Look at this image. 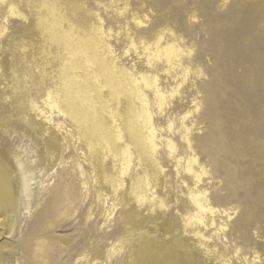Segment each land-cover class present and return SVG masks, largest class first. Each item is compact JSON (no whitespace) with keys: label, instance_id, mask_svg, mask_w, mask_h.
Here are the masks:
<instances>
[{"label":"bare ground","instance_id":"obj_1","mask_svg":"<svg viewBox=\"0 0 264 264\" xmlns=\"http://www.w3.org/2000/svg\"><path fill=\"white\" fill-rule=\"evenodd\" d=\"M178 1L140 0L139 11L131 14L130 0H125L124 7L117 10L121 15L131 14L129 23L132 26H125L124 32L131 41L126 53L134 49L139 58L134 72L118 66L114 48L107 41L112 35L111 29L106 35L103 24H91L93 35L79 38L74 32V23L66 20L57 4L49 3V0H44L43 5L51 11V18L39 19L33 29L25 24L16 28V33L25 36H31L35 30L40 41H44L40 43V55L33 57L27 52L24 39H14L10 44L9 59L3 61V78L7 83L4 88L6 99L0 102V110L8 98L11 107L9 112L0 114V131H15L27 136L41 153V167L49 169L52 163V168L56 166L57 162H52V158L58 159L65 138L50 129L47 124L52 121L51 114L47 116L39 106V99L47 95L43 102L52 112L64 115L75 126V129L66 130L71 141L78 147L86 143L83 157L93 166L89 182L94 186L97 182L110 185L111 207L106 205L107 193L98 194L105 216L115 212L122 201L123 190L129 189L134 214L125 218L126 237L108 249L101 250L100 244L87 247L92 257L88 264H215V261L222 264L227 261L224 258L226 249L208 244L207 240L213 236H207L204 230L216 223L214 215L218 209L212 206L207 189L200 185L208 169L199 162L197 153H190L195 150L192 145L194 128L188 126L186 120L199 113L201 103L196 100L194 108L181 117V130L175 129V117L168 118L167 127H160L156 113L163 115L169 106L176 107L173 99L187 80L189 69L196 65V69H204L196 43L203 46L207 42L205 52L216 58L219 63L216 69H232L234 63L244 64L247 69L249 66L250 69L262 68L264 0H257L253 5L248 0ZM220 1L217 10L216 3ZM116 2L111 0V5H117ZM9 12L25 18L13 6ZM185 13L190 22L184 21ZM65 23L69 24L67 29ZM133 34L139 38V44ZM54 45L59 48L60 69L53 68L51 61ZM177 69L183 70L182 83L165 93L160 87L159 71L170 81L175 79ZM139 70L140 76H134ZM200 75H203L202 70ZM49 79L54 81L55 88L51 89ZM257 80L264 92L261 71ZM151 91L155 96L153 101L149 98ZM262 97L261 101H264ZM124 101L128 104L127 113ZM214 110L217 112L216 108ZM225 112L221 120H215L221 121L222 131L204 142H213L217 151L231 146L238 156L253 155L264 173L262 128L257 132L251 127L252 115L244 117L242 125L239 124L235 109L229 105L225 106ZM41 113L45 120L38 119ZM58 128H65L64 124L58 123ZM164 131L179 132L184 143L180 151L173 138L164 137ZM164 154L173 162L170 171L164 167ZM10 155L7 148L0 147V239L6 237L7 242L18 232L23 209L27 210L22 205L23 195L31 199L30 185L34 179L23 159L18 157L13 165ZM215 159L218 160L216 155ZM109 160H112L111 170L106 167ZM251 174L231 166L225 168L227 181L233 185L232 195L244 188L255 199L264 196L263 192H256L264 182L252 184L249 181ZM127 180L131 183L130 188L126 186L129 185ZM60 204V201L54 203L55 212ZM174 204L178 210L172 214L167 231H159L155 224L158 233H140L141 228H146L141 226V220L150 224ZM227 227V222L217 224L215 233L227 237ZM189 233L194 239L191 245L185 240ZM87 248L84 247V252ZM13 251L10 248L7 254L0 252V264H12Z\"/></svg>","mask_w":264,"mask_h":264},{"label":"rangeland","instance_id":"obj_2","mask_svg":"<svg viewBox=\"0 0 264 264\" xmlns=\"http://www.w3.org/2000/svg\"><path fill=\"white\" fill-rule=\"evenodd\" d=\"M43 1H0V102L2 103L6 99L4 88L7 83V80L3 78V74H5L2 70L5 69L3 61L9 59L10 44L14 39H24L27 52L33 57L40 55V43L44 41H40L35 30L31 36H25L16 33V28L20 24H25L33 29L39 19L51 18L52 13L43 5ZM49 1V3H56L58 10L66 20L74 23V32L79 38L93 35V32L90 31L91 24L98 26L103 24L106 35L110 33L111 29L112 35L107 37V41L114 48L118 66L134 72L133 68L139 58L134 49L128 54L126 53L130 49L131 41L126 36L124 28L128 24L132 26V23H129V16L139 11L140 0H130L132 10L131 14H127V16L118 14L117 11L124 7L125 0H117V5L113 6L111 0ZM248 1L252 5L257 2V0ZM219 4L221 1L216 3L217 10H219ZM11 6L18 9L25 18L11 15L9 12ZM188 19L189 16L185 13L184 21L190 22ZM65 27L67 29L69 24L65 23ZM133 36L139 44V38L135 34ZM207 37L208 35L203 39ZM206 43L204 42L203 46L202 43L195 44L203 61L201 66L204 69H196L198 65L194 66V69H189L187 80L181 85L180 93L173 99L176 107L169 108V106L163 115L156 113L159 118L158 125L167 127L168 118L175 117V129L181 130L183 126L181 117L186 111L194 108L196 100L201 103L199 113L189 117L186 124L194 128L192 145L195 150H190V153H197L199 162L208 169V174L204 176L200 185L207 189L212 206L218 209L214 215L216 223L209 226L208 230H204L207 236H213L207 240L208 244L213 247L217 246L218 249H226L224 258L226 257L227 261L222 264H264V196L261 195L255 199L244 188L238 189L239 193L232 195L233 185L227 181L225 175V168L230 166L236 170H248L252 172L249 181L255 185L257 182H264L261 166L254 161L253 155L239 154L238 156L236 149L231 146L222 147L217 151L212 141V144L204 142L222 131L221 121L216 122L215 120H221V117L226 115L225 106L228 107V105L235 109V119L240 122L239 124L242 123L244 117L252 115L254 120L251 127H254L257 132L259 128H262L261 130L264 132V101H261L264 92L261 91L262 88L257 80L260 71L264 74V64L261 65V69H250L251 66L247 69L246 65L240 63L232 64V69H216L215 67L219 63L214 56L206 54ZM58 51V46L54 45L50 54L55 69L61 67L57 58ZM200 70L203 75H200ZM182 71V69H177L175 79L172 78L170 81L164 72L159 71L160 87L165 93L182 83ZM140 73L139 70V72H135L134 76L139 77ZM49 80L51 89L55 88L54 81ZM46 97L47 95L44 98ZM149 98L152 101L155 98L152 91L149 92ZM43 99H39V106L47 112V116L51 114L52 117V121L47 125L54 133L62 134L65 138L61 143L58 159L52 158V162H57L56 166L52 168L54 164L52 163L49 169L41 167V153L27 136L15 131H0V147L7 148L11 152L10 160L13 165L18 157L21 161L23 159L22 162L27 170L31 171L32 178H34L30 185L31 199L29 200L26 195H23L25 199L22 197V205L27 207V210L23 209L24 213L18 232L14 235L15 237H11L10 242H7L6 237L0 239V252L7 254L8 250L13 248L12 264H73L75 262L88 264L92 257L91 253H88L87 247L91 248V246L100 244V249H108L126 237L125 218L127 215L134 214L132 211L133 202L129 201V189L123 190L122 201L115 212L108 217L105 216L100 205L102 202L98 200V194L105 191L108 197L107 208L111 207L113 200L111 199L110 185H102L97 182L94 186L89 182L93 166L83 157L82 150H87L86 143L83 142L78 147L71 141L72 138L66 134V130L75 129V126L70 124L64 115L58 114L57 111L52 112ZM6 102L3 109L0 110V114L10 111L9 98ZM124 102V111L127 113L128 104L126 101ZM214 108L217 109V112ZM157 111L158 109H156ZM124 117L126 118V116ZM38 119L45 120V116H42L41 113ZM58 123H63L65 128L59 130ZM164 137L173 138L178 146V151L183 148L184 143L179 132L174 134L164 131ZM215 155L218 160L215 159ZM162 157L165 169L170 171L172 160L165 154ZM106 167L112 169V160L108 161ZM127 182L129 181L127 180ZM127 184L129 185L126 186L130 188L131 183ZM256 192L264 193V184L258 187ZM56 201H60L61 204L58 211L55 212L54 203ZM177 210V205H172L159 219L151 218L152 221L154 220L150 223L151 225L147 224V220H141V226L146 228H141L140 233L146 231H150L152 234L158 233L155 224L158 225L159 231H167L170 227V218L172 214L177 213ZM226 222L228 223L225 231L227 237L222 233L216 234L217 224ZM185 240L188 245L194 241L190 233L185 235ZM42 243L44 245L41 248L40 244ZM84 247L87 248L86 252H84ZM213 263L220 264L218 261ZM90 264H94V262H90Z\"/></svg>","mask_w":264,"mask_h":264}]
</instances>
